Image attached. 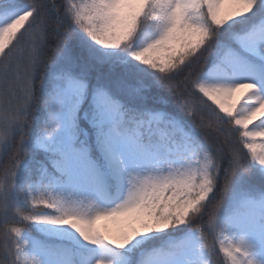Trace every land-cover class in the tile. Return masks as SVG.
I'll list each match as a JSON object with an SVG mask.
<instances>
[{
    "label": "snow or ice",
    "instance_id": "1",
    "mask_svg": "<svg viewBox=\"0 0 264 264\" xmlns=\"http://www.w3.org/2000/svg\"><path fill=\"white\" fill-rule=\"evenodd\" d=\"M2 155L0 264H264V0H0Z\"/></svg>",
    "mask_w": 264,
    "mask_h": 264
},
{
    "label": "trees",
    "instance_id": "2",
    "mask_svg": "<svg viewBox=\"0 0 264 264\" xmlns=\"http://www.w3.org/2000/svg\"><path fill=\"white\" fill-rule=\"evenodd\" d=\"M9 162V157L6 155H2L0 156V169H2L3 167L7 166Z\"/></svg>",
    "mask_w": 264,
    "mask_h": 264
},
{
    "label": "rangeland",
    "instance_id": "3",
    "mask_svg": "<svg viewBox=\"0 0 264 264\" xmlns=\"http://www.w3.org/2000/svg\"><path fill=\"white\" fill-rule=\"evenodd\" d=\"M237 95H239V93ZM257 139L259 140L260 138L258 137Z\"/></svg>",
    "mask_w": 264,
    "mask_h": 264
}]
</instances>
